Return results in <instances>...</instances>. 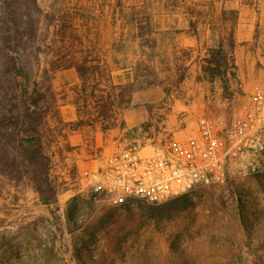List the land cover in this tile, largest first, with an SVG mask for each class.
<instances>
[{
    "label": "rangeland",
    "instance_id": "374dc122",
    "mask_svg": "<svg viewBox=\"0 0 264 264\" xmlns=\"http://www.w3.org/2000/svg\"><path fill=\"white\" fill-rule=\"evenodd\" d=\"M7 1L0 0V18ZM11 2L19 7L13 17L19 27L4 26L3 33L20 37L16 62L26 76L15 75L25 98L34 90L45 94L41 132L57 201L43 203L24 170L4 165L0 264H264V152L255 158L261 160L256 170L236 165L224 183L199 184L161 202L113 205L83 186L69 191L85 157L127 146L150 153L171 139L164 121L176 100L192 98L184 79L194 53L180 37L191 31L193 13L233 19L236 12L220 9V0ZM220 29L230 44L229 27ZM82 62L99 67L97 80L82 91L84 119L102 115L97 105L106 92L117 102L122 91L127 101L108 111L115 124L106 130L99 122L77 123L82 80L74 64ZM5 87L8 96L19 94L17 84ZM10 104L0 110V147L18 157Z\"/></svg>",
    "mask_w": 264,
    "mask_h": 264
},
{
    "label": "built area",
    "instance_id": "2783aa9c",
    "mask_svg": "<svg viewBox=\"0 0 264 264\" xmlns=\"http://www.w3.org/2000/svg\"><path fill=\"white\" fill-rule=\"evenodd\" d=\"M263 152L264 86L224 129L204 123L198 135L171 138L150 153L126 147L104 155L97 169L82 170L78 179L113 205L135 198L161 202L199 184L224 183L236 165L256 170Z\"/></svg>",
    "mask_w": 264,
    "mask_h": 264
},
{
    "label": "crops",
    "instance_id": "0c3cea01",
    "mask_svg": "<svg viewBox=\"0 0 264 264\" xmlns=\"http://www.w3.org/2000/svg\"><path fill=\"white\" fill-rule=\"evenodd\" d=\"M220 4V9L234 10L237 17L220 19L211 17L210 12V17H197L193 13L191 31L180 37L194 53L184 79L187 94L192 98L187 102L176 100L173 113L164 121L163 129L172 132L173 139L198 135L204 123L224 129L235 113L248 107L253 92L264 86V0H220ZM220 26L229 27L231 45L225 43ZM221 45L228 66L222 75L210 78L202 68L209 63L212 49ZM90 156L78 162V173L100 166L101 157ZM76 185L87 188L78 174L69 180V191L78 190Z\"/></svg>",
    "mask_w": 264,
    "mask_h": 264
},
{
    "label": "trees",
    "instance_id": "16d2710c",
    "mask_svg": "<svg viewBox=\"0 0 264 264\" xmlns=\"http://www.w3.org/2000/svg\"><path fill=\"white\" fill-rule=\"evenodd\" d=\"M12 1V0H11ZM7 1L3 6V11L0 18V110L4 113L7 111L6 104L14 102L15 105L10 104L8 109L14 125L15 131L11 134L15 135L16 149L18 150V157L12 154L13 151H6L4 147H0V175L4 172V165L10 166L15 172L27 173L30 181H32L35 189L39 192L43 203L52 204L57 201V189L53 183L50 174V160L44 153L43 135L41 132L42 124L46 118V111L43 110L42 100L45 97L44 93L34 90L32 96L25 98L26 90L22 89V85L15 73L19 72L21 68L16 62V53L18 52V42L20 37L7 36L3 33L4 26L10 28V30H16L19 25L13 18L16 17L19 12L17 2ZM20 24V23H19ZM2 31V32H1ZM7 33H10L8 30ZM7 43V44H6ZM13 47L9 48L6 46ZM232 44V40L230 45ZM210 62L215 64H208L205 67L206 71L210 72V78L214 75H222L228 66V57L223 50L222 45L215 49H212ZM82 80V87L80 89V97L75 100L77 105V112L79 124H95L96 122L102 123L103 130L114 126L115 121L108 111L114 107V105L123 107L126 100H124V93L121 91L120 98L117 102L113 101L112 92H106L99 96L101 98L100 108L102 115L98 114L97 117L84 119L81 112L80 99L84 102V107L88 104V97L84 96L82 91H87L88 82L92 79L97 80L95 76L96 70L99 67H89L86 62L74 64ZM183 73L179 81L184 79ZM17 84L19 86V94L15 96H8L10 91L5 87L6 83ZM99 82H97V86ZM21 87V90H20ZM9 91V92H8ZM16 92V90H14ZM12 93V92H11ZM94 94V93H93ZM98 97L97 95H94ZM12 100V101H11ZM16 101L18 103H16ZM99 102V101H97ZM12 108V109H11ZM1 113L3 114V112ZM104 115V116H103ZM30 132V134H28Z\"/></svg>",
    "mask_w": 264,
    "mask_h": 264
},
{
    "label": "water",
    "instance_id": "95a60500",
    "mask_svg": "<svg viewBox=\"0 0 264 264\" xmlns=\"http://www.w3.org/2000/svg\"><path fill=\"white\" fill-rule=\"evenodd\" d=\"M17 77L24 79L26 76V73L24 71H19L16 73Z\"/></svg>",
    "mask_w": 264,
    "mask_h": 264
}]
</instances>
